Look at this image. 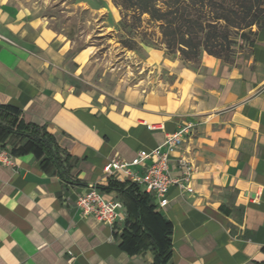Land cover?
Here are the masks:
<instances>
[{"label":"crops","instance_id":"1","mask_svg":"<svg viewBox=\"0 0 264 264\" xmlns=\"http://www.w3.org/2000/svg\"><path fill=\"white\" fill-rule=\"evenodd\" d=\"M84 4L120 18L112 0ZM254 42L232 63L150 48L151 86L141 77L107 88L86 74L92 50H74L46 18L0 0V106L45 124L74 154L69 182L31 139L0 128L15 164L0 165V264H159L152 236L171 264H264V26ZM187 124L194 132L169 168L178 178L179 157L189 158L194 192L172 184L161 207L126 174L103 172ZM109 182L128 217L114 229L75 204L87 185ZM124 230L135 235L128 246Z\"/></svg>","mask_w":264,"mask_h":264},{"label":"trees","instance_id":"2","mask_svg":"<svg viewBox=\"0 0 264 264\" xmlns=\"http://www.w3.org/2000/svg\"><path fill=\"white\" fill-rule=\"evenodd\" d=\"M118 6L122 20L132 19L137 25L147 15L151 22L157 24L166 49L169 52L179 51L183 59L190 62L198 61L203 52L217 58L229 56L234 51L232 29L241 31L239 45L251 48L255 44L257 30L264 26V3L261 0H122ZM0 128L31 139L55 164L60 177L74 181L67 176L74 154L60 147L45 124L22 122L19 112L12 113L0 106ZM100 187L113 192L118 188L113 182ZM134 236L124 230L119 240L122 239L128 246ZM152 242L160 258L159 264H163V256L171 264L169 254L160 248L154 236ZM166 245L169 248L171 244L167 241Z\"/></svg>","mask_w":264,"mask_h":264},{"label":"rangeland","instance_id":"3","mask_svg":"<svg viewBox=\"0 0 264 264\" xmlns=\"http://www.w3.org/2000/svg\"><path fill=\"white\" fill-rule=\"evenodd\" d=\"M5 1L14 7L31 9L46 18L56 31L73 42L74 50L83 47L92 50L86 74L96 85L111 88L117 84L138 82L141 77L149 81V86L153 84L156 68L147 63L150 58L148 51L164 44L157 24L151 22L147 15L137 25L132 19L122 20L121 13L116 19L107 12L90 9L85 6L84 0ZM261 1L264 3V0ZM112 2L120 12L118 5L122 0ZM253 28L257 29L256 26ZM231 33L234 51L227 57L219 58L226 63L233 62L244 48L239 45L241 31L232 29Z\"/></svg>","mask_w":264,"mask_h":264},{"label":"built area","instance_id":"4","mask_svg":"<svg viewBox=\"0 0 264 264\" xmlns=\"http://www.w3.org/2000/svg\"><path fill=\"white\" fill-rule=\"evenodd\" d=\"M193 124H187L166 135L163 145L154 149L140 150L129 161L116 157L108 160L103 166V172L108 176L126 174L129 183L159 201L161 207L169 201L167 192L175 184L182 191L194 192L193 176L198 172L197 166L186 156L178 159L180 177L171 176V155L180 149L181 143L189 138L194 129ZM12 153L6 148H0V165L15 166ZM75 204L83 215H95L111 228H117L127 223L125 203L98 184H89L78 193Z\"/></svg>","mask_w":264,"mask_h":264}]
</instances>
